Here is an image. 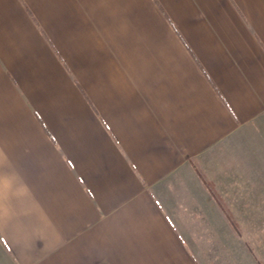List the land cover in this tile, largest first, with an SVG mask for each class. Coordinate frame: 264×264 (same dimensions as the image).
<instances>
[{"label":"crops","instance_id":"0c3cea01","mask_svg":"<svg viewBox=\"0 0 264 264\" xmlns=\"http://www.w3.org/2000/svg\"><path fill=\"white\" fill-rule=\"evenodd\" d=\"M263 120L264 0H0V264H201Z\"/></svg>","mask_w":264,"mask_h":264},{"label":"rangeland","instance_id":"374dc122","mask_svg":"<svg viewBox=\"0 0 264 264\" xmlns=\"http://www.w3.org/2000/svg\"><path fill=\"white\" fill-rule=\"evenodd\" d=\"M250 130L253 135L231 151L233 157L238 156L235 161L240 170L235 173L240 176L235 185L227 182L223 187L228 192L222 197L228 213L237 217L220 218L214 201L199 205L209 214L194 223L178 211L181 208H175L186 246L201 264H264V120L262 126Z\"/></svg>","mask_w":264,"mask_h":264}]
</instances>
